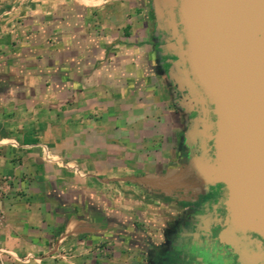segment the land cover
Returning a JSON list of instances; mask_svg holds the SVG:
<instances>
[{
	"label": "crops",
	"instance_id": "obj_1",
	"mask_svg": "<svg viewBox=\"0 0 264 264\" xmlns=\"http://www.w3.org/2000/svg\"><path fill=\"white\" fill-rule=\"evenodd\" d=\"M153 23L150 0H0V264H140L148 240L113 229L105 181L136 137L171 134L142 101Z\"/></svg>",
	"mask_w": 264,
	"mask_h": 264
},
{
	"label": "water",
	"instance_id": "obj_2",
	"mask_svg": "<svg viewBox=\"0 0 264 264\" xmlns=\"http://www.w3.org/2000/svg\"><path fill=\"white\" fill-rule=\"evenodd\" d=\"M150 9L163 73L192 114L189 168L226 190L206 243L229 264H264V0H150Z\"/></svg>",
	"mask_w": 264,
	"mask_h": 264
},
{
	"label": "flooded vegetation",
	"instance_id": "obj_3",
	"mask_svg": "<svg viewBox=\"0 0 264 264\" xmlns=\"http://www.w3.org/2000/svg\"><path fill=\"white\" fill-rule=\"evenodd\" d=\"M152 41L151 67L155 74L163 78L167 98L186 120L184 136L192 114H187L177 104L176 99L180 97V93L176 92L163 73L165 65L161 63V55L158 52L160 44L155 38L154 23ZM150 177L171 179L169 182L161 183L188 181L190 187L176 189L171 195L165 196L143 185L147 192L152 191L158 196L156 197L157 204L168 203L169 200H175V204L173 205L174 212L166 213L164 216L166 220L162 227L158 228L160 240L156 243L144 242L139 249L140 264H229L216 249L209 247L206 243L207 234L221 225L226 214L223 205L226 190L220 184L204 187L197 180L189 168L188 148L183 144L182 139L170 153V158L164 164L153 168Z\"/></svg>",
	"mask_w": 264,
	"mask_h": 264
},
{
	"label": "rangeland",
	"instance_id": "obj_4",
	"mask_svg": "<svg viewBox=\"0 0 264 264\" xmlns=\"http://www.w3.org/2000/svg\"><path fill=\"white\" fill-rule=\"evenodd\" d=\"M148 37L149 43L152 44V27L149 29ZM148 60L151 65L150 54ZM152 71L153 67L150 66V72ZM159 80L161 83L157 81V86L153 88L154 90L152 89L149 98H145L142 101L146 102L148 100L147 102L150 105L157 101H164L162 116L165 117L164 122L166 124L170 122L173 124L171 126V134L166 136L141 135L136 137V143L124 151L122 157L123 167H109L107 169L109 173L107 175H110V178H106L105 181L107 184L108 210L111 214L120 217V222L117 224L118 227L111 225L114 218L107 219L95 213L91 216L94 220H100L104 228L108 226V229H112V227L113 229L121 230L137 229L143 238L148 240V243L149 241L156 243L160 240L158 228L160 229L166 220L165 214L174 212L173 205L175 200L156 204L158 202L156 197L158 196L154 195L152 191L147 192L146 188L143 187L142 181H135L134 179H139L146 175L152 176L153 168L164 164L170 158V153L176 148L179 140L182 139L186 124L182 113L167 98L166 85L163 78L160 77ZM177 117H180L178 124L175 123ZM178 188L177 184L169 186V189L164 187L167 194ZM154 226L157 228H153Z\"/></svg>",
	"mask_w": 264,
	"mask_h": 264
},
{
	"label": "built area",
	"instance_id": "obj_5",
	"mask_svg": "<svg viewBox=\"0 0 264 264\" xmlns=\"http://www.w3.org/2000/svg\"><path fill=\"white\" fill-rule=\"evenodd\" d=\"M1 181H2V178L0 177V192H1ZM0 223H1V217H0Z\"/></svg>",
	"mask_w": 264,
	"mask_h": 264
},
{
	"label": "trees",
	"instance_id": "obj_6",
	"mask_svg": "<svg viewBox=\"0 0 264 264\" xmlns=\"http://www.w3.org/2000/svg\"><path fill=\"white\" fill-rule=\"evenodd\" d=\"M189 183H190V182H189ZM189 183H188L187 187H190V184H189ZM187 187H186V188H187Z\"/></svg>",
	"mask_w": 264,
	"mask_h": 264
}]
</instances>
